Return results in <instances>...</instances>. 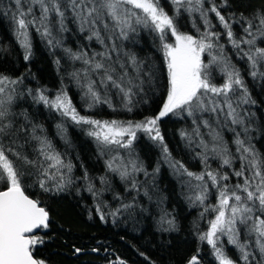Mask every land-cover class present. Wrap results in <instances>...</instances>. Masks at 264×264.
<instances>
[{
  "label": "snow or ice",
  "instance_id": "obj_1",
  "mask_svg": "<svg viewBox=\"0 0 264 264\" xmlns=\"http://www.w3.org/2000/svg\"><path fill=\"white\" fill-rule=\"evenodd\" d=\"M243 2L240 0L241 6ZM234 3L236 0L232 3L222 0L218 6L215 0H171L174 6V14L171 15L162 6L161 0H9L0 7V15L9 18L14 25V35L23 49V60L26 62L33 54L31 29L38 32L50 47L58 48L62 46V34L70 31L68 22H72L78 26V31L87 34L88 40L95 39L104 47V51L92 55L85 51L63 49L71 59L82 61L87 66L83 70L84 77H88L89 73L100 76L99 81L90 78L84 85L89 108L101 103L112 107L110 100L102 96L99 85L105 90L109 87L116 89L124 108L131 112L133 95L142 92L146 82L152 84L157 78V70L152 64L134 52L123 50L124 41L135 43L138 29L155 34L166 68V98L162 106L154 115L139 121H101L80 115L64 90L50 96L44 88H24L17 94L15 86L23 84L26 77L12 78L0 73V264H48L46 259L37 257L36 250L46 243L52 216L50 209L40 200L27 194L30 185L25 183V177L32 175L35 169V182L39 188L54 194L64 192L75 182L72 177L75 166L71 161L65 162L51 141L42 135V126L32 122L27 112L19 113L24 121L19 124L16 119L18 114L13 110L18 96H28L33 103L54 110L77 125H87V135L96 141L101 155L107 151L116 152L106 163L108 170L119 175L128 185L127 191L137 194L142 185L137 182L136 174L143 172L145 176L149 175L138 158H131L135 152L137 133L143 132L160 147L164 161L177 175L190 178V187L193 179L201 182L194 186L197 194L189 199L204 206L200 214L202 219L205 213H215L214 218L208 221L207 231L197 229V237L211 247L218 264H238L227 254L225 244L239 251V261L243 264H253V261L264 264V154L259 153L248 139L253 123L251 113L246 109L243 112L240 110L242 105L255 104L256 101L252 100L240 70L231 63L224 53V46L220 44L222 35L226 36L237 53L247 58L251 69L249 74L253 78L264 79V46H259L264 44V3L258 8L249 3L247 7L238 6L227 16L222 14V7L231 8ZM181 10L189 14L199 13L204 30L201 31L193 22L199 35L180 31L177 18ZM210 13L215 14L223 33L214 30L216 25L209 17ZM233 24L241 26L242 35L238 36L233 31ZM117 40L121 43L117 44ZM113 52L117 53L115 60ZM205 53L209 57L207 60ZM55 63L59 64V59ZM214 71L222 74V84L214 82ZM73 77L77 80L82 78L81 73H73ZM205 113L214 114L218 123H223L219 117L224 116L228 122L225 127L233 132L238 156H233L219 132L211 135L210 142L203 139L200 127L212 129L209 120L203 119ZM170 114H186L192 118V132L182 131L181 137L189 145L196 142L197 147L202 149L203 172L193 173L171 157L160 130L161 120ZM57 127L64 131L62 125ZM20 134L36 141V151L42 160L30 159L22 152V145L16 144ZM196 137H199L198 141ZM5 140L9 143L6 144ZM120 149L127 150V160L119 154ZM210 155L221 160V169L232 168V172L212 170L208 164ZM234 159L241 161L238 169L233 168ZM154 172H159V167ZM232 177L238 179L229 186L226 182ZM82 179L87 182V191L96 196L95 184L86 170ZM100 182L106 183V179L101 177ZM209 188L217 190L218 202L215 205H205ZM143 195L152 200L147 188L143 189ZM162 203L163 200L158 201V204ZM138 207L141 212L147 211L138 206L136 197H133L130 203L122 204L109 215L116 216L122 210L131 214ZM96 211L100 220L107 219L99 206ZM241 226L247 236L255 237L254 242L241 240ZM156 229L167 234L179 231L175 216L164 208L158 213ZM253 244L260 254L259 259L249 250ZM91 251L99 252L100 249L93 248ZM82 252V248L74 247L75 254ZM140 255L149 260L144 253ZM110 264L126 262L119 260ZM184 264H202L199 248L185 259Z\"/></svg>",
  "mask_w": 264,
  "mask_h": 264
},
{
  "label": "trees",
  "instance_id": "obj_2",
  "mask_svg": "<svg viewBox=\"0 0 264 264\" xmlns=\"http://www.w3.org/2000/svg\"><path fill=\"white\" fill-rule=\"evenodd\" d=\"M8 2L9 0H0V7ZM215 2L218 6L222 4V0H215ZM229 2L232 3V0ZM249 3L258 8L264 0H244L242 6L240 0H236L231 8L222 7V14L227 16L230 12L237 10L238 6L247 7ZM161 4L170 15L174 14L171 0H161ZM37 15H39L38 10ZM209 17L216 25L214 30L223 33L224 30L215 19V14L210 13ZM194 21L203 31L204 26L199 13L189 14L181 10L177 18L181 32L199 35L193 27ZM67 26L70 31L62 34V46L58 48L50 47L38 32L31 29L33 54L31 60L26 62L23 60V49L14 35V25L9 18L0 15V73L12 78L26 77L23 84L15 86L17 94L24 88L33 90L44 88L50 96L64 90L80 115L101 121H139L159 111L166 98V68L154 33L146 29H138L139 35L134 37L135 43L123 42L124 51L136 53L139 58L152 64L157 70V78L154 82L152 84L146 82L143 86L144 90L133 95L132 105H130L132 111L129 112L124 108L121 95L116 89L109 87L105 90L99 85L102 96L110 100L112 107L105 103L92 108L87 106L84 85L90 78L99 81L100 76L89 73L88 77H84L83 70L87 66L82 61L71 59L63 49L68 48L73 52L85 51L88 55L105 49L95 39L88 40L87 34L78 31L75 23L68 22ZM233 31L238 36L242 35L241 26L238 24H233ZM54 35H56L55 32ZM116 43L121 42L117 40ZM220 44L224 46V53L231 63L240 70L252 100L256 101L255 104L242 105L240 110L243 112L246 109L251 113L253 123L250 126L248 139L259 153L264 154V79L253 78L249 74L251 69L247 58L237 53L226 36L222 35ZM112 56L115 60L117 53L113 52ZM57 59L60 61L59 64L55 63ZM205 59H209L207 53H205ZM73 73H81L82 78L77 80L73 77ZM213 75L217 85L224 82L219 71H214ZM13 110L18 114L16 119L19 124L24 123L19 113L27 112L32 122L42 126V135L51 141L65 162L71 161L75 166L72 171L74 184L58 194L45 193L39 188L35 182L37 179L34 174L35 169L32 170V175L25 177V183L30 185L27 194L40 200L42 205L50 209L53 221L47 230L46 243L38 246L36 250L38 258L46 259L48 264H110L119 260H124L126 264H151V261H155V264H184L185 259L199 248L202 264H218L211 247L200 242L197 237V229L201 232L207 231L208 221L214 218L215 213H205L204 218H201L200 214L204 206L198 202L194 204L189 199L197 194L195 184L191 181L190 187L188 184L190 178L177 175L164 161L160 147L144 133L139 134L134 142L135 152L131 157L138 158L149 173L148 176H145L143 172L136 174L137 182L142 185L140 193L137 194L135 191H127L128 185L120 179L119 175L108 170L106 163L116 152L107 151L101 155L96 141L87 135V125H77L70 118L62 117L54 110L33 103L28 96H18ZM203 119H208L212 125V129L200 127L199 131L203 139L210 142L211 135L219 132L233 156H238L233 142V132L229 130V127H225L228 122L224 120V116L219 117L223 123H218L214 114L205 113ZM57 125H62L64 131L62 132ZM193 128L192 120L181 115L177 117L169 115L160 122L164 143L167 144L171 157L183 163L189 171L201 173L205 170L200 156L202 149L197 147L196 142L189 145L188 141L181 137L182 131L191 133ZM195 140L198 141L199 137ZM5 143L9 141L5 140ZM16 144L22 145V152L30 159L42 160L36 151L38 147L36 141L20 134ZM211 146L212 144L209 143L210 148ZM119 154L126 160L129 158L125 149H120ZM208 164L212 170L228 173L233 170L227 167L221 169V160L211 155ZM240 166L241 161L234 159L233 168L238 169ZM157 167L159 172H154ZM85 170L95 184L96 196L87 191V182L82 179ZM101 177L106 179V183L100 182ZM236 181L237 179L232 177L226 183L231 186ZM144 188L149 190V195L152 196L151 201L143 195ZM133 197H136L138 206H142L147 211L141 212L138 207L137 211L131 214L122 210L116 216L109 215L121 208L122 204L130 203ZM160 200H163L162 204H158ZM217 202L216 188H209L205 205H215ZM98 206L107 216L104 221L100 220V214L96 211ZM161 208L167 209L175 216L178 232L167 234L157 231L156 220ZM244 238L249 241L255 240L254 236L249 237L244 234L243 226H241V240L244 241ZM253 246L249 250L259 259L260 254ZM74 247L82 248L83 252L75 254ZM93 248H99L100 251L92 252ZM225 250L230 258L237 260L238 264H243L239 261V251L233 246L227 247L225 244ZM140 253H144L149 260Z\"/></svg>",
  "mask_w": 264,
  "mask_h": 264
},
{
  "label": "rangeland",
  "instance_id": "obj_3",
  "mask_svg": "<svg viewBox=\"0 0 264 264\" xmlns=\"http://www.w3.org/2000/svg\"><path fill=\"white\" fill-rule=\"evenodd\" d=\"M204 115V114H203ZM170 116H175V117H177V116H179V115H171L170 114ZM181 116H183V117H186V118H189V120H192V118L191 117H188L186 114L185 115H181ZM166 118V117H165ZM164 119V118H163ZM139 134H143V132H138L137 133V136L139 135ZM147 136V135H146ZM184 177H186V176H184ZM234 178H236V177H234ZM236 179H238V178H236ZM192 183L193 184H198V183H201V182H199V181H195L194 179L192 180ZM243 232H244V234H247V232H246V230L243 228ZM225 239V241H226V237L224 238ZM245 239V238H244ZM252 242H254V239H253V241ZM226 246L227 247H232V245H228V244H226ZM254 247V246H253ZM255 248V247H254Z\"/></svg>",
  "mask_w": 264,
  "mask_h": 264
}]
</instances>
